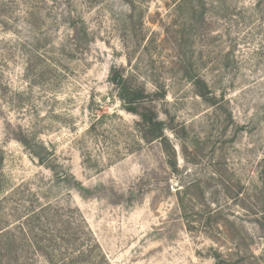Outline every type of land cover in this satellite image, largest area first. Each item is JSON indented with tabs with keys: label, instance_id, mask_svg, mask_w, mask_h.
Listing matches in <instances>:
<instances>
[{
	"label": "rangeland",
	"instance_id": "1",
	"mask_svg": "<svg viewBox=\"0 0 264 264\" xmlns=\"http://www.w3.org/2000/svg\"><path fill=\"white\" fill-rule=\"evenodd\" d=\"M38 202L95 264H264V0H0V220Z\"/></svg>",
	"mask_w": 264,
	"mask_h": 264
},
{
	"label": "trees",
	"instance_id": "2",
	"mask_svg": "<svg viewBox=\"0 0 264 264\" xmlns=\"http://www.w3.org/2000/svg\"><path fill=\"white\" fill-rule=\"evenodd\" d=\"M193 1L182 0V3ZM111 82L120 89L121 99L131 105L129 111L140 117L141 131L145 135L151 133L152 141L160 139L162 122L156 112L149 107H143L141 112L137 108L151 102V96L142 89L130 91L118 72L111 76ZM194 83L204 99H212L205 80L198 77ZM25 211L15 214L14 223L0 220V264H39L33 262L32 256L43 259L45 264H83L88 260L95 264L98 243L92 233L86 231V221L80 215L76 217L73 209L38 202ZM76 218H80L79 221Z\"/></svg>",
	"mask_w": 264,
	"mask_h": 264
}]
</instances>
